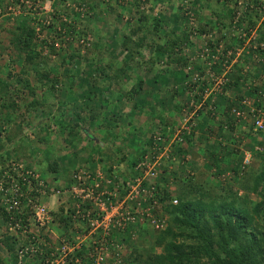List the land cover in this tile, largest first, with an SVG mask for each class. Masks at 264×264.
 Segmentation results:
<instances>
[{"label":"trees","instance_id":"1","mask_svg":"<svg viewBox=\"0 0 264 264\" xmlns=\"http://www.w3.org/2000/svg\"><path fill=\"white\" fill-rule=\"evenodd\" d=\"M113 1L119 2V0ZM172 2V0H164V3L166 5L168 3L169 6H172ZM116 5L106 6L110 12V14L108 12L109 16H113L111 12L114 11ZM135 10L137 11V17L132 24H128L127 33L121 38L119 44L121 50L116 51L115 48H112L106 42H99V33L94 31V29L78 27L77 30L74 29V32L77 35L76 40L83 47V52L82 54L69 52L66 55L68 61H77L83 57L87 58L89 53H95L92 57L91 55L89 56V59L92 60L99 53L97 59L100 61L98 63L94 61L96 65L93 67V69H97L95 79H90V87L85 91L87 93L86 99L91 102V105L86 103L85 106L80 107L81 109L89 110V113L79 118L86 123L92 124L90 130L99 131L92 134L83 132L87 140L94 143L98 148L101 146L97 142H93L94 137H96L95 134L101 138L97 137L101 142L105 140L114 143L118 139L119 133H116L118 131L117 128H113L111 126L113 124L111 123L110 125L109 123L117 117L123 118L125 115L124 111L130 110L134 106V103L129 102V100L138 85H136L137 88L130 87L126 89L122 87L120 79L131 74L135 68H133V65L139 68L142 64L148 62L141 50H147L149 52L148 58L150 61H154V54L156 55L155 57H160L163 54L170 55L173 47H177L185 39V34L172 36L174 28L172 30L162 29L161 21L168 20L167 16L156 17L146 14L144 11L138 10L137 4ZM226 11L225 15L230 20L233 15L232 10L227 8ZM95 14L100 15L101 11L98 10ZM173 15L175 14H171V17ZM174 17L177 20V15ZM29 19L31 18L27 15L17 16L9 27L0 28V30H5L8 34L7 44L3 46L0 43V69L2 67L6 69L5 73L0 75V93H5V91L10 89L12 76H16L18 84L25 86L27 82L24 77H20L21 75L26 76L28 72L34 73V81L39 82L41 85L48 84L47 87L49 89L53 88V82L56 81V77L51 73L54 66H48L45 57L41 55L40 47L39 49L36 47L34 40L35 27L29 25ZM248 22L252 23L251 21ZM262 23L264 24V21ZM224 24L226 25V22ZM49 26L46 25L48 27L46 29V37L49 32ZM51 26H55V24L52 23ZM65 26L73 31L71 28L73 23ZM66 27H64L65 30L67 29ZM91 31L96 34H92L93 32ZM161 38L163 42L160 43L158 40ZM260 39L264 41V37H260ZM80 40L82 41L80 42ZM48 45L50 47L49 50L52 52L53 45L49 43ZM121 52H123L122 59ZM2 55L6 56V61ZM178 57L176 53L174 56L175 60ZM210 67L212 68V65ZM166 70L164 69V71ZM94 89L98 91L97 95ZM29 92L34 95L31 90ZM123 95L127 96L128 101L123 99ZM28 103V106L34 109L38 107L39 99L34 97ZM17 108V103L14 101L5 100L0 103V112L5 110L10 114V117L15 115L14 111ZM104 110L108 113L107 116H103ZM61 122V120L58 121L59 126H63ZM70 122L64 123L67 125L65 126L67 128L65 135L76 134L73 128L78 129L76 123L73 125ZM16 127L19 131V124ZM65 127H61L60 130H64ZM229 128L231 127L229 126ZM246 131L253 134L250 126ZM111 134H114V136L111 137ZM152 134L150 133L142 144L134 143L129 137L123 138L121 141L122 146H134L139 153L136 155L133 153L124 155L122 154V146L117 145L118 160H125V157L128 156V164L124 166L115 165L116 173L107 171L105 177L110 179V181H114L116 177L120 176L128 178L130 176V166L136 164V160L145 154L147 146L150 145ZM221 135H225L228 140L230 138L229 134L222 133ZM10 137L12 136L7 134L6 138L10 141L9 144H11ZM249 138H251V143L245 146L247 147V152H250L251 161L247 160L244 163L243 157L236 159V156L239 155V148L236 146L229 148L227 146L225 148L227 149L225 153L226 160L222 164L210 161V163L208 162L205 165V168L215 165V176H217L215 182L212 181L208 184L193 181L192 174L184 172L186 166L191 168L194 166L188 157L185 158L186 154L183 146L185 143L188 144L191 137L185 136L183 144L173 143L172 154L180 158L181 164L176 166L177 161L173 162L170 159L171 156L167 159V162L174 166L170 169V172L175 174L172 182L165 183L167 179L164 171L157 175V180H152V183H155L154 196L157 200L159 214L165 219L164 226L157 230L151 241L153 246L159 247V252L140 251L133 246L122 257V263L264 264V142L257 139L254 140V137ZM139 145L142 148L139 149ZM8 151L9 149L0 143V166L11 160ZM130 151L132 152L133 150ZM215 153L220 154L219 149L218 151L216 149ZM229 156H233V159H230ZM211 158L213 157L211 156ZM216 166L218 167L216 168ZM50 168L51 171H54L52 166ZM120 168V172H117ZM176 170H180L179 172L182 174L177 175ZM224 172L229 176H223ZM169 184H171V187H169ZM252 196L255 198H252ZM173 199L175 202H172ZM55 214L58 224L64 222L62 204L58 206V211ZM0 217H5L1 208ZM133 226L139 228L143 225L139 223L128 225L122 232L114 234V240L124 243L125 239H129V231H131ZM56 229L58 230L57 227ZM1 241L7 252L4 255L5 258H15V247L13 245L16 240L5 233ZM3 260L0 256V264H4ZM108 264L111 263L109 262Z\"/></svg>","mask_w":264,"mask_h":264},{"label":"rangeland","instance_id":"2","mask_svg":"<svg viewBox=\"0 0 264 264\" xmlns=\"http://www.w3.org/2000/svg\"><path fill=\"white\" fill-rule=\"evenodd\" d=\"M34 1L35 0H33V2ZM172 1V6L167 7V5L164 3V0H160L158 4L155 5L149 4L147 0H119V2H114L113 0H104L103 2H101V0H36L40 8L34 9V4L36 2L34 4H30L31 0H0V28L9 27L12 24L13 19L17 16L27 15L29 18H31L29 19L28 23L29 25L35 27L34 40L36 47L37 49L40 47L41 55L45 57L48 66H54L51 73L56 77V81L53 82V88L49 89V87H47L48 84L41 85L39 82L34 81L35 75L32 72H28L26 76L21 75L20 78L24 77V80L27 82L25 83L26 85L24 84L25 86L18 84L16 82V76H12L10 80L12 86L10 89L5 91V93H0V103L5 100L14 101L18 106L17 110L14 111L15 115L11 116L12 118L5 110L0 112V143L9 149L8 153L11 160L22 162L27 167L35 170L39 176L47 180V186L53 190L59 187L61 188L64 183L67 184L68 182H71L73 179L72 175L77 172L76 170L82 169L80 166L76 167L75 161L79 160L78 162L81 163L83 161L92 160L93 157H96V160H103L109 153L106 147H96L94 143H91L87 140L83 134V131V135L79 132L81 129L85 130L83 126L80 127V129L73 128L74 132L77 131L76 134L65 135L67 129L65 126L67 125L64 123H66L67 120H70L71 123H74V117L72 113L76 108L73 106V103H76L78 106L82 107L85 106L86 103L91 105V102L86 99L87 93L85 91L90 87V79H95V73H97V69H93V67L96 65L94 61L97 63L100 61L97 59L99 53L96 54V58H93L92 60L89 59V56L91 55L92 57V55L95 53H89L87 58L83 57L77 61L67 60V53L72 52L73 54H82L83 52V47L79 41L76 40L77 35L74 32V29L77 30L78 27L92 28L94 31L99 33V42H106V44H109L112 48H115V50L119 51L121 50L119 44L122 36L127 33L128 24H132V22L135 21L137 17V11L135 10L136 4L138 6V10L146 11V14L152 16L161 14L169 8L168 12H170V16L171 14L177 15V20H175V15H173V17L169 18L168 20H162V29L166 28L172 30L174 28L172 36H180L185 34V39L181 44H178L177 47H173L172 53L170 55H162L160 57H155V54L153 55L158 66L162 68L166 67L168 69L172 68V65L169 64L171 67L166 66L168 65L167 61L168 59L175 60L174 56L176 53L179 56L178 59L175 60L178 62V64L182 63L183 65L186 60V63H195L196 66H198L202 59L204 68H206V62L210 60V57H207V59L204 57V55L201 56L203 48L207 45L206 40H213L214 44L217 43V41H220L219 39H216L217 36H215L214 33L208 35L210 30L217 29L220 31L221 29L225 28V35L228 33V30L232 31L233 33H236L238 30V26L236 25L238 24L237 21L235 24L234 21H230L227 17H223L221 15L226 14L227 8L231 9L234 15L239 13L241 15L245 14L251 16L250 21L254 27L258 25V27L264 28V24L262 23L264 21V0ZM110 5H116L114 11L111 12L113 16L108 15L109 10L106 6ZM98 10L101 11L100 15L95 14V12ZM35 12H37V14H35ZM115 12L116 14L114 15ZM219 14V21L222 20L220 23L226 22V25H220V23L216 24L217 21L214 19L218 18ZM59 15L65 16L64 20L61 19L62 17H58ZM45 18L50 21L51 24H55V26H49L50 28L47 37L46 29L48 27H46V23H43V19ZM72 23L74 26V28L71 26L73 31L69 30V28L65 26L66 24ZM64 27L67 29L64 30ZM57 28H59V30ZM94 31L91 32H93L92 34L95 35L96 33ZM225 35L222 34L223 38ZM210 36H214V38H208ZM7 38L8 34L6 31L0 30V43L3 46L7 44ZM158 41L161 43L163 42V39L161 38ZM48 43L53 45L52 52L49 50L50 47ZM217 44L219 45L220 43L218 42ZM141 52L145 56V59L147 58L149 62V52L147 50H141ZM122 54L123 52H121V59ZM182 54H186L184 62ZM2 57L6 61V56L2 55ZM142 65L144 66H140L139 68L135 69L139 72V69L146 67L147 64L144 63ZM5 70L6 69L2 67L0 69V75L4 74ZM187 73L190 74L191 78L194 76V74L197 75L198 72L190 70L187 71ZM161 85L162 84L159 86ZM92 88H90V90H92ZM145 88L146 87L143 89L150 90ZM28 90H31L34 95H31ZM257 90L261 89L257 88ZM94 92L97 95L98 91L95 90ZM261 92H263V90H261ZM261 92H257L255 98L261 99V97L264 95ZM34 97L39 99V103L38 107L32 109L28 106V102ZM170 97V95H163L161 97V100L159 101L161 109L167 107L169 104L168 102L171 99ZM175 99L181 102L179 114V119H181L184 112L181 109L185 106V102L186 104L189 103V99L185 100L182 94L176 95ZM209 100L210 99H208V102ZM193 102L197 101L194 100ZM82 110L83 112H81V114L79 113L80 116L84 117L87 115V113H89V110L87 109ZM107 115L108 113H106V116ZM59 120L62 121L61 125L63 126L58 125ZM118 121H126L125 115L123 118H119ZM80 122L82 121L80 120ZM17 124H19V131L17 127L15 128ZM61 127H65L64 130H60ZM150 131L151 129L147 132L150 133ZM155 132L153 131V133ZM163 132H169V128H166L163 130ZM116 133H118V131ZM142 133L145 134L146 131H142ZM7 134L12 136L10 137L11 144H9L10 141H8L6 138ZM95 135L100 138L97 134ZM212 135L210 136L211 140L212 137H214L215 142L224 143L223 146H228L227 143H230L225 135ZM112 136H114V134H111V137ZM231 137L235 139L234 135H231ZM236 137L239 139H237V147L239 148V155L237 157H243L244 163L247 162V160L251 161V157L249 156L250 152H247V147L245 145H249V143H251V138L249 137H253L252 134H250L249 131L238 132ZM194 139L200 140L199 134L198 136L196 135ZM254 140L256 139L254 138ZM103 142L105 145H107L109 141L103 140ZM226 150L227 149L220 147L219 152L222 153L221 155H224ZM114 151L115 149H113L112 153H114ZM166 154L171 155V149L170 151H167ZM166 154L165 152L160 154L161 157L159 160V172L157 175L164 171L165 177L167 179L165 183H168L172 182L173 175L175 174L170 172V169L174 166L167 162L166 158L164 157ZM172 156L174 159L171 160L173 162L177 161L176 166H178V164L180 165V158L173 154ZM187 157L189 159V156ZM195 157L197 159L199 158L197 154ZM199 159L201 162H206L207 159L209 163L210 161H212V163L214 161V158H211L210 153L207 154L206 160L201 158ZM51 166L54 168V171L50 170ZM217 167L218 166H216V168ZM214 168L215 165L208 168L204 167V169H201L198 173H193V181H197L198 183L205 182L207 184L211 183L212 181L215 182L217 176H215L216 172ZM114 169L115 168H113V170ZM120 170L121 168L117 170V172H120ZM179 171L176 170L177 175L182 174ZM184 172L187 173V168L184 169ZM157 175L155 178L156 180L158 179ZM223 176L226 177L229 175L224 172ZM169 187H171V184H169ZM51 196L52 197H50L49 200H43V203L48 207V209L53 208L54 210L57 202L54 199L55 196ZM65 196L66 194H62L59 198L62 199ZM252 198L255 197L252 196ZM55 213L57 212H54L52 224H44L41 228L33 224L34 230H37L39 233L43 232L50 236L49 240L53 245L56 240L55 235L61 236L59 225L58 230L56 229L58 222ZM1 217L0 241L3 239V235L5 234L4 229L6 225V222ZM142 225L143 226L139 228L133 226L131 231H129V239H125L122 245L124 254L133 246L138 248L140 251L151 253L159 252V247L153 246L151 243L154 234L157 232V229L151 226L148 222ZM18 242H20V240ZM16 244V246L13 245L15 247L14 253H16V249L19 246L17 240ZM4 255H6V250L4 249L3 243L1 241L0 256L4 259V264H40L38 257L32 259L28 258L27 256H21L20 258H17V256L15 258H5ZM80 264H89V262H85V259H81ZM121 264L123 263L121 262Z\"/></svg>","mask_w":264,"mask_h":264},{"label":"built area","instance_id":"3","mask_svg":"<svg viewBox=\"0 0 264 264\" xmlns=\"http://www.w3.org/2000/svg\"><path fill=\"white\" fill-rule=\"evenodd\" d=\"M35 2L36 0L30 4ZM37 3L34 4V9L40 8ZM58 17H62V20L65 18L63 15ZM43 20L45 25H51L46 18ZM216 51L215 54L210 48H203L201 56L210 57L206 62V73L203 76L194 74L193 78L199 79L198 77L206 75L211 82L216 83L212 89L220 92L229 67L227 58ZM211 64H219V76L211 70ZM202 91L206 95L207 87H203ZM259 102L260 98L255 97L240 100L250 115L249 125L253 135L264 142V109L257 106ZM241 110L238 107L231 108L236 119L243 113ZM192 126L193 122L188 116H184L177 126L169 129L168 135L153 133L145 154L130 166V176L116 177V181H110L98 170L91 173L83 168L76 170L71 182L52 190L47 186V180L22 162L9 160L0 166V208L6 222L4 233L17 240V258L38 257L40 264H80L81 259L89 264H121L124 256L123 243L114 240L115 233L122 232L132 223L148 222L157 230L164 226L165 219L159 214L154 196L155 183L152 180L159 172L160 154L170 151L173 143L182 144L185 136L194 137ZM164 157L166 160L169 157L174 159L170 154ZM112 172L116 173L114 170ZM62 194L66 196L60 199ZM50 195L56 197L54 210L48 209L43 203L46 199H41ZM60 204L64 222L57 223L61 236L55 235L53 245L49 240L50 236L34 230L33 224L40 228L44 224H51ZM14 245H17L16 241Z\"/></svg>","mask_w":264,"mask_h":264},{"label":"crops","instance_id":"4","mask_svg":"<svg viewBox=\"0 0 264 264\" xmlns=\"http://www.w3.org/2000/svg\"><path fill=\"white\" fill-rule=\"evenodd\" d=\"M147 1L149 4L155 5L158 4L160 0ZM167 7H169L168 4ZM168 11L169 8L166 9L162 15L157 14L156 17H163V15H165L168 18H171ZM144 12L146 13V11ZM221 15L226 17V15ZM219 16L220 14L218 15V18L214 19L217 21L216 24L222 21H219ZM230 20L234 21L235 24L236 21L238 23L236 24L238 26L236 33L228 30V33L225 35V28L220 31L213 29L210 30L208 35L214 33L215 36H217L216 39L220 40L217 41V43L219 42L220 44H214L213 40H206L207 46L213 53L216 54V50H218L220 56L227 58L226 61L228 62L227 65L229 70L227 71V74L224 75L225 78L222 82L223 84L221 85L220 92L212 89L216 83L211 82L206 75L204 77H198L199 79H195L193 77L190 78V74L187 73V71H196L199 76H203L206 72L202 59L198 66H196L195 63H186V60L184 62L186 54H182L184 62L183 65L182 63L178 64L177 61L167 58L168 61H166L168 62V65L166 66L171 67L172 65V68H168L169 70L166 67L162 68L158 66L155 59L154 61L147 62L146 64L148 66L146 65V67L140 68L139 72L135 69L137 68L136 65H133V68H135L132 70L131 74L128 75L129 77L127 76L121 78L120 81L122 87L126 89H129L130 87L137 88L136 85H138V88L129 100V102L134 103V106L130 110L124 111L126 121H118L119 117H117L114 121L112 120V122L109 123L110 125L113 123L111 126L114 128L117 127L119 133V137H117L118 139L114 141V143L108 142L107 145H105L104 142L99 140L101 138L98 139L97 136L94 137L93 142H97L99 146L106 147L108 150L109 153L107 157L103 160H96V157H93L92 160L86 159L87 161H83L81 163H79L78 160L75 161L76 167L80 166L82 169L85 168L91 173L98 170L105 176V173L107 171H113L114 167L128 164V156L125 157V160H118L116 152L117 145L122 146L121 141L123 138L127 137L131 138L134 143L137 142L138 144H142L144 142L143 140L150 135L151 131L152 133L153 131H156L168 135L169 132L165 133L163 130L166 128L171 130L177 126L180 121L179 114L181 102L175 99L176 95L179 94H182L185 100L189 99V103H185V106L182 107V109L184 108L185 110V112H183V116H188L193 122V136H198V134L200 136V140L190 139L188 144H183L185 154L189 156V160H191L192 165H194V169L186 166L187 173L193 175V173H198L201 169H204L205 165L208 163V159L206 162H201L199 158L206 160L208 153H210V155L214 158L215 163L218 162L222 164V162L225 161V156L221 155L222 153L216 154L215 149L218 151L220 147L227 148V146H223L224 143H220L218 145V142H215L214 137H212L211 140L210 136L212 134H229L230 143H227V145L231 148L232 146L237 147L238 144L234 143L237 141L236 134H238V132H245L249 127L250 121V115L247 113L246 106L241 104L240 100L242 98H254L256 96L255 94L257 92H261V90H263L261 93L264 94V41L260 39V37H264V28H260L258 25L254 27L252 23L250 24L248 20H251V16L248 15H241L239 13L235 15L233 14ZM223 24L224 22L220 23V25ZM222 34L225 35L224 38ZM208 38L212 39L214 36H210ZM225 53H227L228 56H226ZM205 57L207 58V56ZM164 69L167 70L164 71ZM212 70L215 74H217V76L220 75L219 64H215ZM160 84L162 85L159 86ZM144 87H146L145 89L150 90H144ZM203 87H207L206 95L202 91ZM257 88L261 90H257ZM163 95H170L171 99L168 102L169 104L167 107L161 109L159 101ZM120 98H122V96H120ZM123 99L127 100V96L123 95ZM192 99L197 102H193ZM208 99L211 101L209 100L208 102ZM210 102L214 105L211 106ZM73 106L76 108L72 113L74 117L73 125L76 123L79 129L82 126L85 128V130L81 129L79 132H88V134L99 132L98 130H90L92 125L91 123H86L84 120H81L82 122H80L79 118L83 116H80L79 113L81 114L83 110L80 108L81 106H78L76 103H73ZM257 106L264 109V95L261 97L260 102L257 103ZM232 107H238L242 109L241 111H243L237 119L231 111ZM105 113L107 112L104 110L103 116H106ZM69 121L70 120H67L66 122ZM229 126L231 128H229ZM150 129L151 131L148 133L147 131ZM142 131H146V133L144 134ZM231 135H234L235 139L232 138ZM119 139L120 141H118ZM211 142L214 145H212ZM138 148L140 149L142 146L139 145ZM113 149H115L114 153H112ZM121 149L123 150L122 154L124 155L129 153L131 154L130 150H133L132 153L134 155L139 153L137 148L134 146H122ZM196 154L199 157L198 159L195 157ZM230 159H233V156H230ZM236 159L239 158L236 156ZM114 171L116 172L115 169ZM50 197L52 196L43 197V199L49 200ZM54 199L56 201V197ZM51 204L53 205L52 202Z\"/></svg>","mask_w":264,"mask_h":264},{"label":"clouds","instance_id":"5","mask_svg":"<svg viewBox=\"0 0 264 264\" xmlns=\"http://www.w3.org/2000/svg\"><path fill=\"white\" fill-rule=\"evenodd\" d=\"M104 0H101V2H103ZM31 2H33V0L31 1ZM242 15H245V14H242ZM205 47H208L207 45L205 46ZM208 57V56H207ZM212 65V68H213V66L215 65V64H211ZM206 68H207V65H206ZM211 68V67H210ZM212 68H211V70H212ZM205 69V68H204ZM213 71V70H212ZM186 103V102H185ZM236 108V107H235ZM182 111H184L185 112V110H184V108L182 109ZM182 117H184V116H182ZM181 120V119H180ZM250 126V125H249ZM156 133V132H155ZM252 136L255 138V136L252 134ZM191 139H194L193 137H191ZM256 139V138H255ZM183 144V143H182ZM185 158H187V157H185Z\"/></svg>","mask_w":264,"mask_h":264}]
</instances>
